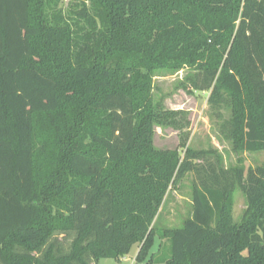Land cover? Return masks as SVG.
<instances>
[{"label":"trees","instance_id":"trees-1","mask_svg":"<svg viewBox=\"0 0 264 264\" xmlns=\"http://www.w3.org/2000/svg\"><path fill=\"white\" fill-rule=\"evenodd\" d=\"M186 69L234 151L264 152V0H80L68 16L0 0V264L120 261L135 245L144 262L189 173L192 217L163 231L166 263L264 264V166L193 149L188 112L154 101L156 73ZM155 126L179 148L157 149Z\"/></svg>","mask_w":264,"mask_h":264},{"label":"rangeland","instance_id":"rangeland-1","mask_svg":"<svg viewBox=\"0 0 264 264\" xmlns=\"http://www.w3.org/2000/svg\"><path fill=\"white\" fill-rule=\"evenodd\" d=\"M80 0H58V9L63 11L65 16L69 13L74 15L77 4ZM190 73L189 70L179 72L159 71L154 78V101L161 104L166 110H183L188 112L190 122L188 146L196 150L217 151L223 159L226 168L243 167L246 171L249 168L264 166V152L237 153L234 151L232 143L227 141L219 131L221 119L210 109L208 104V92H195L188 94L181 83ZM225 118L231 116L230 111H222ZM179 132L171 127L155 126L154 146L160 150H174L180 146ZM183 155V152H182ZM214 157L212 158V160ZM196 182L195 173H189L170 188L165 199V203L155 221V237L149 249L147 259L138 262L136 257L140 250L135 245L131 252L121 258L102 259L98 264H167L170 256V241L162 238V233L166 229L182 228L184 222L192 217L193 213V186ZM247 207V200L240 189L234 193L233 217L234 222L239 223Z\"/></svg>","mask_w":264,"mask_h":264}]
</instances>
